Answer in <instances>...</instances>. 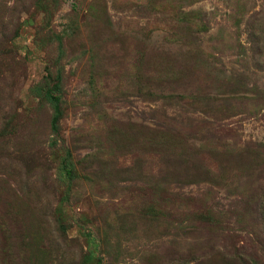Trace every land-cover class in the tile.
<instances>
[{"label":"rangeland","instance_id":"obj_1","mask_svg":"<svg viewBox=\"0 0 264 264\" xmlns=\"http://www.w3.org/2000/svg\"><path fill=\"white\" fill-rule=\"evenodd\" d=\"M0 264H264V0H0Z\"/></svg>","mask_w":264,"mask_h":264},{"label":"trees","instance_id":"obj_2","mask_svg":"<svg viewBox=\"0 0 264 264\" xmlns=\"http://www.w3.org/2000/svg\"><path fill=\"white\" fill-rule=\"evenodd\" d=\"M58 89H59V86H55L54 90H48L45 94V99H47L49 102L53 104L54 114H53L52 121H51V127L55 134L59 133L58 125H59V121L62 115L61 108H60V97L55 96L53 93V91H56ZM67 173L71 174L72 172L69 169Z\"/></svg>","mask_w":264,"mask_h":264}]
</instances>
